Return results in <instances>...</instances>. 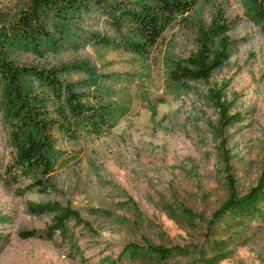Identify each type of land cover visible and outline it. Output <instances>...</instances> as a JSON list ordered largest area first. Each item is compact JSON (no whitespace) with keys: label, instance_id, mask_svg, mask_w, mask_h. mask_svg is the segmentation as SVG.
Here are the masks:
<instances>
[{"label":"rangeland","instance_id":"obj_1","mask_svg":"<svg viewBox=\"0 0 264 264\" xmlns=\"http://www.w3.org/2000/svg\"><path fill=\"white\" fill-rule=\"evenodd\" d=\"M32 1L0 0V24ZM97 1L70 13L67 27L50 19L53 46H13L0 32V56L21 70L23 92L48 118L59 104L26 67L66 66L61 80L115 110L101 134L52 130L55 169L43 181L5 176L19 148L0 113V264H264L263 217L212 221L231 186L244 195L264 173L263 33L242 0H201L141 56L128 49L131 26L119 15L139 0ZM219 21L228 24L225 61L207 79L176 75L201 51L200 29ZM6 82L0 69V96ZM214 87L235 99L240 122L218 129L206 99ZM49 202L78 211L82 222L56 221ZM149 245L188 253L163 259Z\"/></svg>","mask_w":264,"mask_h":264},{"label":"trees","instance_id":"obj_2","mask_svg":"<svg viewBox=\"0 0 264 264\" xmlns=\"http://www.w3.org/2000/svg\"><path fill=\"white\" fill-rule=\"evenodd\" d=\"M97 0H33L26 10L21 11L11 24H0V32L9 44L27 48L40 49L53 46L48 24L51 18L60 26L65 23L68 15L75 10H82L89 2ZM201 0H139L132 8H119L120 17L130 23L131 36L126 39L128 49L139 55H148L161 39L163 33L186 14L195 9ZM245 17L259 27L264 35V0H242ZM228 24L219 21L210 28H201V51L188 59L176 75L186 78H203L211 76L212 71L225 61L228 56V40L225 33ZM0 69L7 75V82L3 95L0 96V113L2 119L12 128L15 144L19 148L16 160L7 165L5 176L9 179L18 177H36L39 181L46 179L55 169V140L52 130L59 129L69 136L76 137L80 130H88L94 134H101L113 127L111 118L115 110L101 102H91L84 99L85 93H77L74 86L61 80L58 75L66 70V66L54 67L51 70L37 66L26 67L43 87L52 90V97L59 104L58 116L48 118L41 106L28 98L20 84L21 70L5 61L3 55ZM79 64V63H78ZM78 64H74L76 66ZM182 71V72H181ZM20 73V74H19ZM206 99L219 112L218 129H224L243 118L241 113H232L234 98H229L222 88H210ZM58 218L62 223L74 219L82 222L78 211L70 207L54 203H47L44 208ZM228 215L250 219L256 216L264 218V173L256 186L248 193L239 195L231 186L227 200L213 214L212 221H219ZM148 250L155 255L167 259L174 254L185 255L187 250L181 247H165L149 245ZM136 246H128L123 254L130 255ZM222 246H215L214 251ZM219 253L205 256L207 261H213ZM221 259V258H220ZM219 259L209 264H215Z\"/></svg>","mask_w":264,"mask_h":264}]
</instances>
